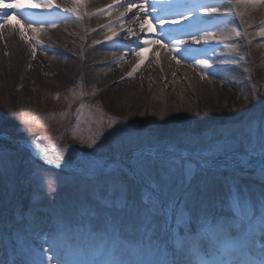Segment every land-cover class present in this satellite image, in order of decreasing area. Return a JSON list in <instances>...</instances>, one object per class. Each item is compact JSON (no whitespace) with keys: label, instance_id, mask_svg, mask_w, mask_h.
Masks as SVG:
<instances>
[{"label":"bare ground","instance_id":"1","mask_svg":"<svg viewBox=\"0 0 264 264\" xmlns=\"http://www.w3.org/2000/svg\"><path fill=\"white\" fill-rule=\"evenodd\" d=\"M186 1L194 5L178 11L174 2V5L172 2L156 5L149 2L145 10L141 11L139 0H83L78 6L73 0H49L59 7L45 10L54 13L46 14L41 11L42 7H36L44 0H0V15L18 13L9 16L7 23L0 28V101L6 104V113L13 115L14 112L10 88L25 86L21 97L22 101L29 104L32 89L37 90L39 86L61 89L69 78L76 80L81 77L85 78L91 90H97L95 95L103 99L105 106L124 116L130 115L133 120L145 116L146 122L155 118L160 121L161 116L171 109L174 111L171 112L172 119L176 122H193L199 117L209 120L220 111L223 116L232 112L225 105H215L212 111L205 107L208 99L215 100L214 94L235 101L236 95L230 88L238 84L243 70L237 62L226 63L229 56L226 51L236 53L226 43L241 40V52L249 50L250 61L257 65L256 73L264 76V36L255 34L264 33V0H244L240 3L237 0ZM9 3L19 4L23 10L6 8L5 5ZM126 4L131 6L130 11L125 7ZM110 5L116 7L110 13L101 15L100 10L108 9ZM210 6H215V10ZM153 7L157 11L152 12ZM197 7H200L201 20L206 23H200L190 31L179 29L178 25L171 28L165 26L162 30L157 26V20L161 17L185 12L191 16L192 10ZM66 8H76V12H65ZM145 11L149 13L147 19ZM227 13L231 14L230 17H222ZM56 20L60 24L52 26L50 21ZM141 22L144 31L140 30ZM220 25L226 28L218 30L215 35L211 33L206 40L202 38L200 44H191L190 39L193 37L189 33L203 28L212 30ZM128 29H133L131 35H128ZM103 33V37H112L113 40L110 43L101 42L103 37H99ZM164 33H173V36L185 39L188 42L185 47L189 50L174 53L171 38L164 36ZM144 40H149L150 44L144 46ZM133 49H139L140 55L133 54ZM220 50L223 54L218 53ZM231 53L230 56L238 54ZM149 54L151 59H148ZM205 60L211 63L209 67L202 64ZM72 63H77V71ZM200 73H207L214 81V86L203 79ZM39 103L34 102L32 105L38 107ZM243 125L247 128V123ZM193 133L205 135L204 131L196 128ZM160 134L173 137L175 132L158 128L157 135ZM8 137L0 144L22 153L26 158L31 149L43 156L37 159L39 162L49 165L46 161L50 160L53 166L59 163V169L62 170H71L90 162L77 149L72 153L71 148H60L45 139L20 141ZM154 150L157 156L177 158L184 155L173 148ZM47 152L55 154L49 156ZM69 159L71 165L66 167L65 162ZM213 163L219 169L221 165L225 169L256 168L264 163V159L247 153L227 159L217 158ZM251 252L253 255L246 253L241 259L246 258L248 264H259L260 260L253 257L254 254L260 255L259 250L253 248Z\"/></svg>","mask_w":264,"mask_h":264},{"label":"rangeland","instance_id":"2","mask_svg":"<svg viewBox=\"0 0 264 264\" xmlns=\"http://www.w3.org/2000/svg\"><path fill=\"white\" fill-rule=\"evenodd\" d=\"M50 24L56 26L60 22L50 21ZM223 28L221 25L216 26L211 33L216 34ZM232 34L235 35L236 32ZM103 35L104 33L99 38ZM240 41L226 43V46L236 53L226 51L229 52V56L227 62L224 61L228 64L237 62L243 70L237 80L238 84L230 88L236 95L235 101L232 102L225 97H220L219 94H214L215 100L208 99L205 107L206 110L212 111L215 105H225L229 110L232 109V112H227L225 116L220 114L222 113L220 111L216 117L209 120L199 117L193 122H176L172 119L171 112L174 111L171 109L161 116L160 121L155 118L146 122L145 116L133 120L130 115L124 116L105 106L103 99L95 95L97 90H91L85 78L81 77L76 80L69 78L61 89L49 86L32 89L31 100L28 98L29 104L22 101L21 97L26 90L25 86L10 88L9 95L14 105V112L13 115L6 113V104L0 101V129L16 139L28 140L40 137L60 148H75L87 156L90 162L103 161L105 171L109 174L110 165L126 163L133 158L130 156L137 150L173 148L189 153L194 151L195 147L210 148L221 139L222 130L231 132L233 137V147L231 151L224 154L225 156L243 151L251 152L252 139L247 128L251 123L259 124L264 119V104L261 103L264 100V76L256 73L257 65L250 61V55L247 53L249 50L246 53L241 52ZM218 53L223 54V51L220 50ZM230 53L238 54L231 57ZM69 63L71 64V61ZM72 64L77 71V63ZM208 64L211 65V63ZM200 74L212 87L214 86V81L207 73ZM4 94H6L5 90ZM38 101H40L38 107L32 105ZM169 119L171 121L167 123ZM243 123H247V128ZM121 125L125 126L124 131L111 135ZM242 125L243 127L239 128ZM158 128L167 132L174 131L175 135L173 137H169L168 134L157 135ZM194 128L201 129L205 135H195ZM135 134L143 136L139 144L131 148L121 146L129 136ZM193 135L200 138L195 146L192 142ZM101 144L104 147H101ZM3 147L6 150L5 160L11 161L13 167L9 168L6 163L0 170V264H32L34 256L37 260L43 259L47 261V264H51L49 260L51 249L48 245L56 219L58 217L74 219L82 211V204H87L90 208L97 206L96 194L92 190L93 181L81 173L74 171L70 173L72 168L66 169L67 171L59 170L38 163L30 155L26 158L22 153L11 151L4 145ZM173 159L181 165H172L176 168V172L171 177L175 185L186 179L184 165L192 161L184 155ZM33 160L35 163H30ZM87 164L78 168H84ZM37 165L45 170L43 179L33 176ZM251 170L209 169L207 171L208 176L220 178L214 182L208 194L210 206L215 214L235 220V210H229L228 196L231 182L235 183L241 201L246 195L254 196L261 188H264V180L261 179L259 170L254 172ZM155 179L157 181L161 179L158 173ZM202 179H205L204 173L197 170L193 174L192 182L199 183ZM153 191L151 182H146L135 188L133 198L140 203L145 193L150 194ZM101 194H106V189ZM11 204L10 214H8ZM97 226L99 227V224ZM190 227L191 233L195 235L197 225L192 223ZM244 228L243 222L234 223L229 229V237L235 238ZM161 232L162 227L157 229L153 239L165 241L166 237H162ZM123 239L134 245L142 237L133 227L124 232ZM73 243L87 250L97 247L100 241L85 239L81 236L79 239L74 238ZM199 243L201 249L206 250L211 241L202 239ZM171 248L172 245L169 244V249ZM246 250L247 248L242 253Z\"/></svg>","mask_w":264,"mask_h":264},{"label":"snow or ice","instance_id":"3","mask_svg":"<svg viewBox=\"0 0 264 264\" xmlns=\"http://www.w3.org/2000/svg\"><path fill=\"white\" fill-rule=\"evenodd\" d=\"M73 2L78 6L83 0H73ZM149 2L156 5L171 3V0H139V9L144 11ZM5 7L17 10L22 8L19 4H7ZM36 7L50 10L59 6L44 0ZM114 7L116 5H110L108 9L100 10V14H108ZM125 7L131 10L130 5L126 4ZM210 7L215 10V6ZM64 11L75 13L76 8H66ZM151 11L155 12L157 9L153 7ZM199 13L200 7H197L192 10L191 16L187 12L164 16L157 20V26L171 28L178 25L194 28L198 23H206L201 20ZM15 14L18 13L9 12L0 15V28L7 23L9 16ZM148 17L149 13L145 11V19ZM139 27L144 31L143 22ZM32 30L36 31L35 28ZM127 33L131 35L133 29H128ZM189 35L193 37L191 44H200L202 38L206 40L211 35V30L198 29ZM160 36L162 37L163 33ZM108 39L111 40L112 37ZM171 42L174 53L189 50L185 47L188 42L182 37L172 36ZM149 44V40L143 41L144 46ZM132 52L137 56L140 55L139 49H133ZM202 64L204 67L210 66L206 60L202 61ZM261 103L264 104V100ZM124 129L125 126L121 125L111 135L123 132ZM247 131L252 139L251 154L259 155L264 159V119L259 124L253 122L248 125ZM8 138L7 132L0 129V141ZM142 139L141 134H135L129 136L121 146L131 148L139 144ZM199 139L192 136L194 146L199 143ZM100 146L104 147L103 144ZM232 147L231 132L222 130L221 139L210 148L195 147L191 153H184L185 156H190L192 162L184 165L186 179L175 185L171 177L176 172V168L172 165H181L173 158L157 156L153 149L134 151L133 158L126 163L110 165V174L105 171L104 163L100 160L89 162L84 168H72V171L81 173L93 181L92 190L96 194L98 204L95 208L82 204V211L74 219L64 217L56 219L48 245L51 249L49 257L51 264H248L240 256L243 250L249 247L258 248L261 256L259 264H264V188L254 196L246 195L241 201L235 183L231 182L228 196L229 210H235V220L215 214L209 203V190L220 178L208 176L207 171L214 169L213 161L217 155L228 153ZM5 151L0 144V170L6 163L9 168L13 167L11 161L5 160ZM71 152L75 153L76 149H72ZM30 163L34 164L35 161ZM46 163L51 165L52 161ZM70 165L71 159L65 162L66 167ZM55 167L59 168L60 164L57 163ZM223 167L221 165V168ZM197 170L204 173L205 179L193 183V174ZM157 173L161 178L159 181L155 179ZM45 174V170L37 165L33 176L43 179ZM259 175L264 180V163L260 165ZM146 182H151L154 191L150 194L145 193L144 199L137 203L133 198L135 188ZM105 189L106 194L102 195ZM236 222H243L245 228L238 236L230 238L229 229ZM192 223L197 225L195 235L191 233ZM133 227L142 237L134 245L123 239L124 232ZM161 227V235L166 237L163 242L161 239H153L157 229ZM81 236L85 239L98 240L100 243L97 247L86 250L73 243L74 238L79 239ZM202 239L211 241L210 246L203 251L199 243ZM169 244L172 245L171 250ZM32 264H47V261L37 260L34 256Z\"/></svg>","mask_w":264,"mask_h":264}]
</instances>
